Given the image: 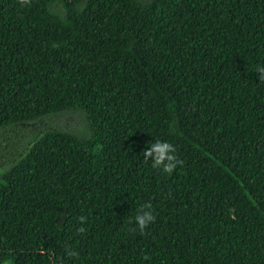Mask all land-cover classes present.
Segmentation results:
<instances>
[{"label": "trees", "instance_id": "16d2710c", "mask_svg": "<svg viewBox=\"0 0 264 264\" xmlns=\"http://www.w3.org/2000/svg\"><path fill=\"white\" fill-rule=\"evenodd\" d=\"M257 64L264 0H0V264H264Z\"/></svg>", "mask_w": 264, "mask_h": 264}, {"label": "clouds", "instance_id": "9594fccd", "mask_svg": "<svg viewBox=\"0 0 264 264\" xmlns=\"http://www.w3.org/2000/svg\"><path fill=\"white\" fill-rule=\"evenodd\" d=\"M18 3L24 6L30 4L31 0H18ZM255 72L258 73L259 81L264 82V64H257L255 66ZM148 148L150 150L142 152V156L144 157L143 161L145 163L151 161V167L161 174L166 176L171 175L178 166H183V161L176 155V148L173 144L167 141L156 140L154 143H150ZM86 219L83 215L79 217V223L81 225L78 228L79 233L86 232V228L83 226L86 223ZM155 219L152 205L150 203H144L137 208L134 218L129 221V224L134 223L136 226L130 228L129 231L136 232L139 230L140 233H143ZM65 254L69 258H77L79 256V253L70 246L65 247ZM2 264H12V260L10 258L5 259ZM54 264H59V262H54Z\"/></svg>", "mask_w": 264, "mask_h": 264}]
</instances>
